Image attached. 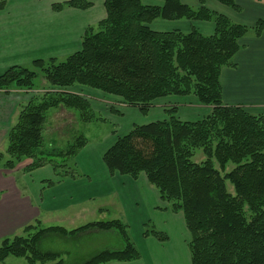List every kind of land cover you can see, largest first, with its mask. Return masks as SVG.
Here are the masks:
<instances>
[{
    "label": "trees",
    "instance_id": "1",
    "mask_svg": "<svg viewBox=\"0 0 264 264\" xmlns=\"http://www.w3.org/2000/svg\"><path fill=\"white\" fill-rule=\"evenodd\" d=\"M156 1L159 4L104 0L105 17L85 28L79 50L64 59L14 65L0 74V90L5 92L43 91L22 106L8 131V144L5 154L0 152V160L6 156L3 167L7 169L25 159L31 160L26 171L46 163L57 169L54 160L44 161L39 152L47 111L62 106L75 109L83 122L96 119L89 98L75 92L74 86L112 95L142 114L160 98L193 96L210 108L202 118L181 120L177 106L171 105L164 110L165 118L134 125L116 136L102 153V162L110 174L132 179L143 174L165 204L163 209L181 215L189 236L190 264H264V111L254 114L241 105L224 104L220 85L222 68L235 66L233 58L241 47L240 40L251 30L259 37L264 19L248 27L204 4L195 8L181 0ZM216 1L234 12L241 11L237 0ZM5 6L6 0H0V12ZM91 6V0H65L53 3L52 10H86ZM155 19L210 21L214 30L209 35L194 28L186 33L154 31L149 24ZM38 77H42L44 87L36 86ZM41 87L43 90L38 89ZM109 110L116 112L112 107ZM86 142V137L79 135L59 154L68 160ZM197 150L204 157L196 162ZM228 164L233 166L230 170L226 169ZM61 166L63 176L75 177L66 162ZM226 181L233 193L227 191ZM34 222L25 225L23 233L2 239L0 262L13 256L24 258L26 264H65L61 252L41 250L40 240L48 234L78 237L92 229L114 231L121 246L70 264L140 258L127 225L119 219L90 222L71 230L43 227L37 219ZM148 226L143 225L144 238L168 240L165 232Z\"/></svg>",
    "mask_w": 264,
    "mask_h": 264
},
{
    "label": "crops",
    "instance_id": "2",
    "mask_svg": "<svg viewBox=\"0 0 264 264\" xmlns=\"http://www.w3.org/2000/svg\"><path fill=\"white\" fill-rule=\"evenodd\" d=\"M62 1L65 0H6V6L0 12V74L14 65L30 66L36 59L65 58L80 49L85 28L96 25L105 17L104 0H91L92 6L86 10L70 7H64L60 11L52 10L53 3ZM181 1L195 8L204 4L230 20L248 27H253L259 19H264V1L237 0L240 12H234L216 0ZM142 2L159 4L156 0ZM149 27L154 31L179 30L184 33L194 28L204 35L212 34L214 30L210 21L185 19H155ZM239 43L241 47L233 58L235 66L224 67L220 73L222 100L224 104L241 105L251 113H260L264 111V30L259 37L252 30L248 31ZM37 91L40 90L34 93L18 89L8 92L0 90V150H6L4 146L9 129L17 121L22 106L32 100L34 95L38 96ZM74 91L86 95L92 107L93 100L90 98L94 96L91 92L82 87H74ZM104 96L105 94H96V98ZM192 98L194 97L169 96L156 100L149 110L154 113L153 121L165 118L164 110L171 105L177 106V111L180 112L177 117L184 121H194L199 116L206 115L209 108ZM115 100L118 101L117 98ZM95 108L98 110L104 108V105H95ZM112 108L118 113L117 116L123 117L127 113L131 114L129 109L134 107L118 101ZM104 110L105 108L99 111ZM107 115L111 116V113ZM117 123L123 130L118 136L132 128L131 123L127 126L120 121ZM64 127L67 126H61ZM114 140L110 139L103 148L97 149V144L87 139L86 144L75 155L83 158V172L76 174L74 178L63 176L60 169V174L56 176L57 172L50 164L26 171L25 167L31 162L30 159L23 160L13 169L0 165V242L6 237L22 233L25 225L36 219L42 225L45 224V227L53 226L49 225L51 221H59L62 225L56 226L71 230L74 222L85 214L90 217L97 215L98 218L104 215L107 218L105 220L119 219L127 225L130 239L140 252L137 260L111 261L105 264H163L165 256L156 261L152 248L166 247L170 242L171 228L177 229L180 234L178 248L184 258L186 256L187 263L188 232L181 215L163 209L165 204L143 174L137 179L118 173L110 174L102 162V153ZM40 169H47V172L45 177L39 178V182L48 180L54 184L42 187L37 185L34 190L30 189L26 185L29 179L27 174ZM17 175L20 183L16 180ZM147 222H153L158 230L165 232L168 241L144 238L143 225ZM89 232L96 235L113 233L95 229L85 233ZM118 240L120 241L119 236Z\"/></svg>",
    "mask_w": 264,
    "mask_h": 264
},
{
    "label": "rangeland",
    "instance_id": "3",
    "mask_svg": "<svg viewBox=\"0 0 264 264\" xmlns=\"http://www.w3.org/2000/svg\"><path fill=\"white\" fill-rule=\"evenodd\" d=\"M41 81H43L42 77H38L37 80L35 81L36 86L44 87L43 84L45 83H41ZM42 87L38 89L43 90ZM82 88H84V90H88L89 92H91L95 97V98L94 97L90 98L91 100L94 101V102L92 101V109L93 112L95 113V117H96L95 120H92L91 122H83L79 119L78 112L75 109H68L65 107H63L64 109H62L61 108L62 106L59 108L49 109L46 113V121L44 123V127L42 130V137H43L42 146L39 148V152L40 155L44 156L42 157V159L44 158V161H48V158L54 160V163L52 164H54L57 167V169L54 170L57 172L56 176L60 174L59 169H64L61 166L62 164H64V162L68 164L69 171L71 173H74V175L83 172L82 171L83 168H81L83 167L82 166L83 158L74 156L67 160V159H63L64 157L59 154L60 152L67 151L77 136L84 135L92 143H96L97 149H99V148H103L106 145V143L110 141V139L112 140L115 139L116 136H118V134H120L123 131L121 127H119L120 125H118L117 121L123 122V125L125 126H127L128 123H131L133 127L134 125L144 124L154 120L153 112L142 114L136 108L129 109L131 110L129 112L131 114L127 113L125 116L119 117L116 115L118 113L111 112L109 110L111 107L116 105V102H118L117 100H115L114 96L105 95L104 97L96 98V94L102 95L103 93L87 87H82ZM38 92L40 93L43 91L40 90L37 91V93ZM192 99L196 101L195 97ZM100 104L104 105L105 110L103 112L99 110H102L104 108H99L98 110L96 109L97 107L95 108V105H98L99 107ZM107 113H111V116L107 115ZM179 113L180 112H177V116L179 115ZM203 116H199L198 118L195 117L196 118L195 120L200 119ZM64 124L67 127L61 128V126H63ZM114 130L116 131V135H113ZM7 144L8 142L6 141L4 146L5 149L7 147ZM0 152L5 154V150L3 149L0 150ZM58 154L60 156H57ZM201 154H202L201 151L197 150L193 157V160L197 162L203 159L204 156ZM5 158L6 156L4 155V159L2 158L0 160V165L3 166V162ZM45 165H47V163ZM50 167L53 169L52 166ZM232 167L233 166L231 164H228L226 169L230 170ZM46 170L47 169H40L38 171H34L32 174L29 175L27 174V177L29 179H27L26 185L33 190L37 187V185H40L41 187L42 185L49 186L48 180L42 181V183L39 182L40 177L46 176V172H47ZM16 180H18V182L20 181L18 175ZM226 189L228 192L233 193V187L228 181H226ZM85 215L80 220L74 222L72 229L74 227L75 228L79 227L85 223L107 219L105 218L104 215L99 218L97 217V215H95L94 217H90L87 215L85 216ZM33 223L35 222H32L31 224ZM50 223L51 224L49 225H53V226L62 225L60 224L59 221H51ZM147 223L150 225L146 227L148 229H151L152 226L155 225L153 222L151 223L147 222ZM44 225L45 224L42 225L41 223V226L45 227ZM23 229H22V233H23ZM66 230H70V229H66ZM113 233L108 232V233L96 235L89 232V233H82L78 237H73V238L72 237L64 238L59 234H48L40 240L38 246L41 250L44 251L61 252L62 254L61 257L64 259V263L70 264L85 260L100 250L106 248L109 249L118 248L120 246V241L118 240L117 233H114L117 237H114L115 235ZM170 236H171L169 239L170 242L166 245L165 248H155V249L152 248V250H154L156 261H159L161 256H165L164 260L162 261L163 264H190L189 251L187 257V263L185 261L186 256L184 258L182 251L179 252L178 241L180 240V234L178 233V230L177 229L174 230L173 228H171ZM188 240H189V236L186 242ZM0 264H26V261L24 258L9 256L4 261L0 262Z\"/></svg>",
    "mask_w": 264,
    "mask_h": 264
}]
</instances>
